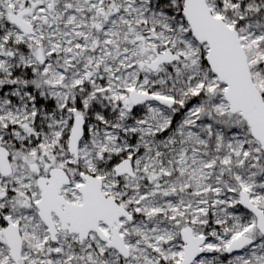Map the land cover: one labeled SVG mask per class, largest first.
Listing matches in <instances>:
<instances>
[{
	"label": "snow or ice",
	"instance_id": "obj_1",
	"mask_svg": "<svg viewBox=\"0 0 264 264\" xmlns=\"http://www.w3.org/2000/svg\"><path fill=\"white\" fill-rule=\"evenodd\" d=\"M0 264H264V0H0Z\"/></svg>",
	"mask_w": 264,
	"mask_h": 264
}]
</instances>
